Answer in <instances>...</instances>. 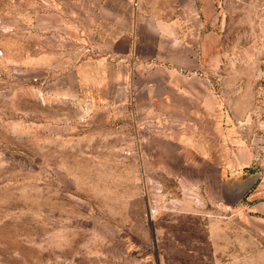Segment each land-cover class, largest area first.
<instances>
[{
    "label": "rangeland",
    "instance_id": "rangeland-1",
    "mask_svg": "<svg viewBox=\"0 0 264 264\" xmlns=\"http://www.w3.org/2000/svg\"><path fill=\"white\" fill-rule=\"evenodd\" d=\"M0 264H264V0H0Z\"/></svg>",
    "mask_w": 264,
    "mask_h": 264
}]
</instances>
